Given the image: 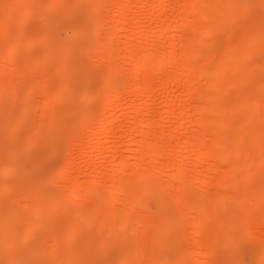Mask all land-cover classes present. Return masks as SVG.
<instances>
[{"label":"rangeland","instance_id":"obj_1","mask_svg":"<svg viewBox=\"0 0 264 264\" xmlns=\"http://www.w3.org/2000/svg\"><path fill=\"white\" fill-rule=\"evenodd\" d=\"M48 1L50 0H39V5L37 7L35 14H33L30 17L31 19L25 21L24 18L26 13H24V11L25 9H27L26 6L28 4L25 7H23L24 9L21 7L20 9H18L16 6H14L15 8H17V10H15V8L13 7L14 8L13 11H10L7 8L13 6L12 2L15 4L16 0H0V25L3 24L4 22L8 23L6 26L7 28L6 30L0 29V58H2L3 55L5 54L4 50L6 49L9 43L13 45L15 48V52L13 56H11V58L9 59L11 61L8 63L11 66L8 65L10 68L7 70L6 73H3V76L1 74V77L3 78H0L1 79L0 82L2 81L5 84H8L11 81V84H13L12 82H15L16 77H18V79L22 78L23 77L22 75L26 74V71H28L29 68L32 67L35 63L36 64L41 63L39 66V70H40L39 75L38 74L37 76L34 75L35 77L31 80L29 78H28L29 80L27 79L26 81L23 79L20 80V82H18L19 84L18 85L15 84L16 87L15 86L13 87L14 94L11 95L9 98L4 96V98H2L0 102V160L5 161L6 164H13V165L19 163L23 164L25 170V172H21V173L17 172L15 176L9 181H7L2 176L0 177V186L7 185V187H9L10 189V192L8 194L1 195L0 193V230H5L6 233L12 238V240L16 244L15 256L18 257L19 264H55V263L56 264H121V261L123 260V256L126 255L130 256L129 264H264V255H263V250H264V215H263L264 208L263 207L264 206L262 207L264 201H262V204L260 203L261 205L259 204L260 206L258 205L259 208L253 204L254 202L253 196H256L255 194L259 193L258 190H260L261 192L258 195L260 199H262L261 196L263 197L264 195V175L255 177V180L253 182V185L254 186L256 185L255 188L252 186L251 192L248 190L251 197L253 198H251L252 200L251 199L248 200V202L246 203L247 209L252 213V215H254L256 221L252 222L253 221L252 220L251 221L252 223H250L251 225L249 223L243 222L241 218L238 219V221L236 222L232 221V219L230 218H232L233 215L240 213L241 210L235 207L234 205L227 206L226 209L222 210L221 216L219 217V220L216 222L215 225H209L205 227L203 226L204 228L201 229L204 231L203 233L201 231V233L203 234L202 236L205 235L206 237H204L205 241L202 242V244L204 243V245H202L201 243H200L201 245L199 244L198 251L199 250L201 251L196 253L197 255L196 254L193 255L191 253L192 250L195 249L193 245L196 244L197 240L193 238L194 236L191 231L192 227L189 222H185L181 228L175 227L174 230L170 233V237L168 239L161 238L159 236L149 235L147 234L148 231L145 228L137 225L136 219L139 218L146 219L151 217L152 215L151 218L158 219V215L154 214L155 203L152 202V200H150L149 197L144 198L143 200L144 202L143 203L141 202L140 206L133 205L131 207L129 201H126L125 196L121 194L122 196L120 197L119 202L115 203L114 210H116V212L120 214V216L126 218L130 213H132L134 219V221L132 220L133 222L127 226L125 235L124 237H122L120 242L116 240L115 236L112 233L105 236L104 229L98 226L97 228L96 225L91 226V225H84L82 223L79 224L77 223L76 226L71 228V224H73L76 220H78L76 219L77 216H82L85 213L89 214V212L93 210L94 208L93 205L95 204L96 201L95 200L96 198H94L95 197L94 196L93 198L91 197V199L87 204H84L82 206H78L79 204L78 200H74L70 206H66L65 202L67 201V196L69 192L68 188L72 185L71 183L73 182L80 183L81 181H83L84 183L82 182L81 183L84 185L91 178L104 181L107 177L111 175L107 173V169L114 168L116 165L115 158L120 159L126 156H128L127 159L130 164L129 165L127 164L125 167L126 172L124 179L134 177V175L136 177L137 174L132 172L133 170L131 171V169L134 168L133 166L134 164L133 165L131 164L133 163L134 160L132 156L134 150L131 147L138 148V145L130 146V144H128L130 143L129 140L132 134L129 130H127L125 126L135 125L137 122L142 123V121L145 124L146 123L145 120L147 121V119L149 118H155V120L159 121L156 122L160 123V121H162L163 118L164 119L167 118V114L165 112L166 109L164 108L169 107L170 109L171 108L175 109V113L171 114L172 116L168 115L169 118H167V121L163 119V123H162L163 125L160 123L161 125L159 124L156 127L157 133L161 130H164L166 132L169 131L175 136L170 135V133L167 132V134L170 135V136L167 135L168 136L167 138L170 137L168 140L166 139L167 144L166 142L163 144H158V146H160L161 152L162 150L163 152L162 153L159 152L161 153L159 154L161 157L158 158L159 157L158 156L155 161L151 160V163L152 165H155L157 162V165L158 163L160 165L158 166L150 165L151 164L149 163L150 160L149 161L147 160L149 157L143 156L147 158H144V162L141 163V167L142 168H144V166H147V168L150 167V169L145 168L146 171L148 172L149 170H152L154 167H157V169H159L158 167H161L167 161H171V170H173L176 164L179 163V160H181L185 156L187 157L186 154H188L189 156V153H191V155L193 156L190 155L188 157L189 163L187 164V167L183 169L184 170L183 173L185 172L184 174L187 175L188 178L190 175H193L195 173L197 174L198 172L197 169L199 170L197 165V161H198L197 159L199 157L197 156L198 155L197 149L199 147H197L196 145L197 143H194L195 145L192 143V145L189 146L187 145V143L189 142L188 134H190V136H191V132L194 134L196 132L197 134V132H200L201 130V129L199 130V128H202L201 125L198 126L194 124L195 121H198L196 120L198 117L195 116L197 112L194 113L197 109L193 111V108L199 107L200 105L199 103L202 104L205 102H203L202 100L204 99L203 97L200 98V100L198 101L197 98L199 96L197 98L195 97L196 100L191 99L190 96L194 92L190 94L189 90L187 91V88L183 86L184 85L183 78H185V76L181 78L182 81L179 82L174 81V83L170 82L169 83L170 85H167L164 88H162L163 86L160 85L161 83H159L157 79L156 80L157 82L155 84L158 86V87L156 86L157 88H155V90L157 89V92L154 91V94L151 97L147 95L148 93H144L142 95H138V94L130 95L129 91L123 88L121 90V95L119 94L118 97L119 99L117 98V100L119 101L116 102L117 104L115 105L116 108L110 109L109 112L111 113L108 114L107 111L108 115H106V117L102 116L101 118L100 111L103 108V104H102L103 99H94V95L96 93V87L86 88L87 78L85 77L84 66L85 65L90 66L89 76L93 78L95 81L101 79L102 73L99 71L97 64L99 60L97 61L95 59L96 61V62L94 61L95 63H92L90 61V56L93 53V49L86 45L88 44V39L90 40L91 38L99 36L98 33H95L96 31L99 32L98 29H100V33H102L104 30H105L104 32L107 33V31H109L107 28H109L112 24H115V22H117L116 20H118L117 18L119 16L118 14H116L117 12L115 13L116 10L114 8L116 4L112 2L113 0H106V2L100 1V3L87 2L86 4H83L82 0H56L55 2L52 3ZM124 1L125 3L127 2L126 0ZM142 1H144L143 2L144 5ZM142 1H138L139 4L138 3L134 4L135 5L134 7H132L133 5H131L130 6L131 9L128 8L129 10V16L127 20L128 25H130L131 28L133 25H139V24L144 25V27L136 35L137 40L138 39L139 41L150 40L152 44V50L163 49L165 50L166 54L167 53L168 54L170 53V55L174 53H176L175 55L179 54V58L181 60L180 54L182 55L183 50L180 49L186 48L185 45L184 48L181 47L184 43H186V41H188L187 37H189L190 36L189 34H191L192 32L184 31L183 27L185 25L180 26L179 24H181V22L182 24H184L183 23L184 21H186L185 23H187V20H190L188 22L192 23V25H189L187 23L188 25H186L185 27H188L187 30L190 29V31L191 30L193 31L196 28L197 29L201 28V27L198 28L197 27L198 25H196L199 21L197 22L195 18L194 19L196 21H192L194 19H189V18L187 19L185 18L186 17L185 14L182 15L183 13L182 11L180 12L177 11V10H181V6L180 7L178 6V9L175 6L178 5L179 2H182V0H164V1L162 0L163 2L166 1V3H163L164 5L162 4L160 6H158L160 0H142ZM197 1L200 2L199 3L200 5H203L204 0L203 1L197 0ZM167 2L171 5H173L174 2L173 9L170 8L171 5H168ZM175 2L177 3L175 4ZM247 6H249V12L244 13V10ZM106 8L108 9V11ZM105 12L106 14H104ZM152 13L155 15L152 16ZM43 17L47 18V22L44 23L42 19ZM58 17H60L61 20L60 19L57 20ZM233 18H234L233 24L235 25V29L224 27L223 28L224 31L222 32V36L219 38V40H216L214 37H211L212 36L211 35L208 38L209 40V42H207L208 44L205 47H203L202 50L203 52H207L209 48L211 49V47H213L212 49L215 50L216 54L217 53L221 54L223 52L224 53L227 52V48L233 46L234 61L236 60L238 64H241V66L243 65L242 69H244V71L246 70L247 72L251 70L249 72H251L253 76L257 74L253 78L257 79L256 77H258V82L256 83L254 82V84L253 83L243 84L244 86L242 84L235 86L236 84L234 82L236 81L237 83L236 80L237 78H235L236 76L235 74L221 78L222 81L217 79L220 81V83L221 82L225 83V81H227L226 82L227 84H225L227 85V87L224 86L225 88H227V91L223 93L224 95L223 101L229 106H231V108H233L235 102L244 95V97L247 96L248 99H251L252 102L249 100L250 106L251 104H253V101L257 100V102L258 101L261 102V106L263 107L262 109H264L263 106L264 68L263 66H261L264 65V44L262 43V39H261L262 37L259 33V28L264 25V0H239L238 7L236 9L235 14L233 15ZM206 20L207 19H205V21L203 19H200V22L198 24H204ZM92 22L94 24L95 22H97L98 25L95 24L94 27L92 26L93 24ZM107 25H109V27L105 28V26ZM130 26H127V29L124 31L125 37H123V39L125 41L132 40L131 38L127 37V35L130 36L131 29L128 28ZM47 27L51 28L50 29L51 32H50L49 41L45 42L44 34H45V29ZM165 28L169 30V34H171L172 36L170 37L168 36L165 38L158 37L157 35L161 36L160 34L161 32H163ZM104 32L103 34L100 35L105 36L106 34L104 35ZM173 35H175V38L173 37ZM191 35H192L191 38L194 36L193 37L194 39H196L199 36L198 35L195 37V32H193V34ZM173 38L174 41L175 39L176 41L178 40L177 41L178 43L176 44L174 43L175 46L178 44V46L181 47L178 48V46H176L177 48L175 47L174 50L176 49L179 50H177V52L174 51V53H171L173 52V50L171 51L170 47L174 44L170 45V43L171 41L173 43ZM246 38H248L249 42H252L250 46H253L252 48L254 49V50L252 49L254 55L251 53L253 56L252 55L248 56L249 59L248 58L244 59L242 57L245 54V53L243 54L244 49L245 50L247 49V47L244 48V45L247 46V43L245 42L242 43V41H244V39ZM14 39L17 41H15ZM26 39L29 40L25 41ZM36 41H38L37 45L35 44ZM81 41H82V45H80ZM144 52H145L144 50H139L137 52V55L140 56ZM168 54L167 56L169 57ZM122 57L121 58L124 61L121 59L120 63L122 62L125 63L126 66L125 70L127 72L128 69L131 68V63L130 62H129L130 64L126 63L128 62L129 59L126 55ZM191 57L192 59L196 60L195 59L196 56L192 55ZM172 58L177 60L176 57H172ZM209 59H208L209 63L208 62L206 63L207 66L209 64L210 66L209 68H211V64L212 66L215 65L217 59L216 61L214 58L213 59L211 58L210 60ZM89 61L91 63H89ZM106 61L107 60L103 62L108 64L109 61L108 62ZM197 62L196 61L194 62L195 65ZM257 63L259 64L257 68L261 70L259 71V73H257L258 70H256L257 68L255 66ZM199 65L198 67H200ZM173 66L174 65L168 66L169 69L167 68L168 70L167 72L169 71L171 72L172 70L171 72L172 75L176 73L175 71H177V73L178 72L180 73L181 69L179 68H182V66L180 65H176L175 67ZM247 67H249L250 69ZM253 67H255L256 70L254 72L255 75L253 74L252 71ZM44 72H48L49 75L53 77V81L51 83L55 86V88L54 89L49 88L44 90L40 89L37 93L33 95H27V93L36 86L37 80H40L43 77L42 74ZM19 76L22 77L19 78ZM190 79L193 81V87L196 86L195 89H197V86L198 87L201 86L202 89L210 87V85L208 86V83L210 81L208 82L207 79L203 78L202 81L201 79L199 81V79L195 78L194 76L191 77ZM190 79L188 78V80ZM230 79H232L231 83L233 81L232 84H230ZM192 81L189 83H192ZM219 81L216 82L217 86L219 85L218 84ZM210 84L212 85L213 83L210 82ZM0 85H3V83ZM187 86L193 88L191 87L192 85L188 84ZM68 88L77 89V90L79 89V91L81 92V95L79 94L81 97L78 95L79 99L78 98L76 99L77 102L74 107H70V105L66 102V97L64 93ZM58 89H62L63 94L52 100L50 104V108H51L50 110L48 109L46 112H43L41 110L42 101L46 97L51 95L53 90H58ZM169 89L172 91H170ZM155 92L157 93V95L155 94ZM171 92L174 93L172 97L170 96V94H172ZM186 92L187 94H185ZM191 105L194 107L190 108ZM28 107L30 108V111L27 115L23 117L22 116L23 111L25 110V108ZM85 109H87V112ZM260 109L261 108L256 109V111L254 110V113L256 112L257 117L260 115L259 120L261 121V118L264 119V114H263L264 110H260ZM188 110L191 111L190 114L191 113L195 114L194 116L193 115L189 116L190 118L192 116L191 120H188L187 117H185L186 113L189 112ZM180 111H182L181 114H183L184 117L181 116ZM257 113L259 114L257 115ZM85 114H87V118L83 119V116ZM59 115H61L62 118ZM46 117H48L49 121L48 122L44 121L45 124H43L44 123L43 120H45ZM117 117L118 119H116ZM161 117L163 118L160 120ZM91 118H95L94 120L95 126H93L91 131L88 132L87 134L88 139H85L84 135H81V130L84 126L83 123L85 125L88 124ZM114 118L116 119L115 124L106 127L107 124ZM183 120H185V123L181 124L182 122H184ZM174 121L178 122L182 126L185 124H189V125L192 124L193 126L191 125V127L190 126L188 127L190 132L188 131L185 134L181 132H179L178 134H174L173 130L171 131V128L173 129V125L175 124ZM36 123H38L39 126H42L43 124L40 133V135L42 136H40L37 145H35L30 150H27L26 144L28 141L27 140L28 132H29L28 130L31 129L32 126H34ZM215 126L217 127L219 126V127L217 128L214 127L213 125L212 129L215 128L216 131L222 129L220 128L222 127V125L220 126L218 124L217 125L215 124ZM185 127H187V125ZM233 128L234 126L232 125L226 130L225 137L223 136L221 138V136L220 137L218 136L220 139H222L221 141L223 140L225 141L226 138L230 139L232 137V134L234 132ZM181 130L184 131L183 127L181 128ZM218 137H217V141H218ZM152 139L153 142L156 141V138L154 137L150 138V140ZM206 139L207 140L205 141H207V144L210 143L209 142L210 140H208V138ZM183 141H185V143H182ZM117 142L119 143L117 145L118 148L116 150V148L114 149V147L116 146ZM207 144L206 142L205 143L201 142L200 148L202 150H204V148L206 149L207 147H203V146H210L209 144L208 145ZM192 146L193 147L195 146V148L196 147L197 148L190 149ZM128 147L130 149H128ZM249 147L250 145L248 144H244L242 147L244 149L242 151H245L246 148L248 150V152L246 150L247 153L243 152L247 154V155L245 154L246 158L242 156L241 157L234 155L230 156L228 158V163L227 161H225V163L221 166L223 168L222 169L223 171L221 170L220 174L218 175L223 177L230 176V178L229 177L227 178L232 180L231 175H229L230 174L229 169L231 166H233V164L230 165L229 161L230 163H232L234 162L235 159H237V161L236 160L235 161L241 168L239 169L240 171H238L237 174H239L240 172L242 173L243 170H247L251 168L253 169V166L254 165L256 166L257 163H259V167L257 165L258 170L264 173V159H263L264 156L262 153H261L262 157L259 156V152H263L264 150L262 151V149L264 148L260 149L258 147L259 148L258 150H254L250 152ZM200 148L198 150H201ZM171 149L174 151L177 150L176 152H174V154L172 153L173 154L172 156L168 153V151L172 152ZM191 150L193 151L194 154H192ZM149 151L151 150L145 149L144 152L145 154L149 155L148 154L150 153ZM227 152L230 151L228 150ZM176 153H179V155ZM9 154H11L12 156L11 159H8L7 157ZM165 155L166 157L168 156L167 158L169 159H166V157H164ZM130 156H132V158ZM157 159L161 161L158 162ZM146 160L147 162H145ZM128 161L126 162L128 163ZM153 162L155 164H153ZM243 162L247 164L246 169H244L245 165ZM190 163L191 165L188 166ZM249 164L252 166H250ZM106 166L107 168H105ZM212 168L213 166L211 163L209 162L208 164L206 163L205 167L203 168L205 172L203 171V175L201 174V177L204 176L205 177L201 178L200 179L201 181L199 180V182L197 181L193 182L191 181V178L189 180L191 183L192 182L195 183L197 185V188L200 187L198 188L200 192L203 190L202 193H204L206 197L210 196V198L211 197L214 198V196L216 197V195H218V193L215 194V192H217L216 191L217 189L212 183H207L208 184L207 187L204 184L202 185V183L207 181V179H209L208 177L211 176ZM192 169L194 170L196 169L197 172L193 171ZM243 172H245V174L252 173V171L251 173H249L250 170L249 172L246 171ZM168 176L159 171V173L157 172L156 179L153 180L150 178H146L144 182L146 183V185L147 183L155 184L157 182L162 184V182L166 180ZM246 176L245 177L248 178V175ZM224 179L228 180L226 178ZM107 182L108 181H105V183ZM117 183L120 184V182ZM201 185L204 188H202ZM240 186H242V183ZM240 186L231 189V192L233 193L230 192V194H233V196L232 195L230 196L234 198L235 197L234 193L237 194L241 190L243 191V193L247 191L246 188L244 187L241 188ZM22 190H28V191L31 190L32 194L29 197H27V199H25V197L19 198L17 193L21 192ZM170 191L174 193L173 189ZM43 193L45 194L43 197L44 200L43 205L47 212H43L41 216V220H40L41 222L38 229L39 232L33 235L28 242L24 243L22 242V238L24 237L25 233H27L31 221L30 207H26L24 205L25 204L29 205L28 200H30L31 202L33 201V199L34 200L39 199L40 195ZM58 193H60L61 195L60 199L62 201H60V203L62 202V204L59 203L56 209L51 210L50 209L51 205H49V203L51 202L52 195ZM262 200H264V198ZM107 203H108V198L103 203L104 208L107 205ZM133 207H135V209ZM131 208L133 209L132 212L130 210ZM49 210L50 212H48ZM183 211H185V209ZM185 212H189L187 213L189 216L194 214L192 210L190 211L187 210ZM229 212H232V215H230L231 213ZM227 213L229 215H227ZM55 214L57 216H60L59 218L61 217L64 218L62 225L59 221H54V219L58 218ZM20 215L22 216L21 217L22 219L20 218ZM11 217H14L16 221H20V222H17L16 224V222L13 220L14 218L11 219ZM252 219L254 218L252 217ZM229 221L230 222L232 221V223L230 224ZM216 225H220L218 226L217 230L215 229ZM95 229L97 230L96 232H94ZM70 233L74 234L75 236L73 240L68 239V234ZM213 233L214 235L220 236V237H216L217 238L216 240L220 244L217 241H216L217 243H215V241H211L210 243L208 235L210 234V237H212ZM185 234L188 236V238L184 236ZM138 235L140 238L138 237ZM222 236L223 237L226 236V238L225 237L223 238ZM227 236H229V238H227ZM57 237H59L60 239L58 245L60 246V248H63L65 251L61 252L63 254L61 253L59 254L57 258L58 261L56 262L54 260L55 262L53 263V261H50L51 258H48V256L46 257V254H47V250L51 249L52 244L54 243L55 239H57ZM143 238H146L145 240L146 248H144L145 252L143 248H141L144 252L141 253L139 252V248L142 245L141 243H143L142 241H144ZM207 238L208 240H206ZM225 239L226 240L228 239V241H226ZM192 240H194L195 242ZM223 243L224 245H227L224 248L222 247ZM161 244H163L164 247L159 249V245ZM208 251L209 254L210 252L212 253V258H210L211 260H213L212 262H209L204 258L205 255L208 253ZM9 256L10 254L7 252L0 253V264H5V260ZM143 256L145 257L143 258ZM179 256L181 257V263H179L178 261ZM163 261H165V263Z\"/></svg>","mask_w":264,"mask_h":264},{"label":"bare ground","instance_id":"obj_2","mask_svg":"<svg viewBox=\"0 0 264 264\" xmlns=\"http://www.w3.org/2000/svg\"><path fill=\"white\" fill-rule=\"evenodd\" d=\"M55 1L56 0H50L48 2L52 3ZM82 1H83V4H86L87 2H93V3H96V2L100 3V1L106 2V0H82ZM126 1H127L126 3L124 0H117V1L113 0L112 1L113 3L116 4V6L113 5V6H115V8L114 7L113 8L116 10L115 13L117 12L116 14H118V16H119L117 18L118 20L115 19L117 22H115V24H112L113 26L112 25L110 27H109V25L105 26V28L106 27L110 28V29L107 28L109 30V31H107V33L104 32L105 30L103 31L104 35L106 34L105 36L100 35V34H103V32L100 33V29H98L99 32L96 31L95 33H98L99 36L91 38L90 40L88 39V44L86 45V46L93 49V53L90 56V61L92 63H95L96 62L95 59L97 61L99 60V62H97V64H98L99 71L102 73L101 79L98 81H95L93 78H91L89 76L90 66H87V65L84 66V73H85V77L87 78L86 79L87 80L86 88L96 87V93L94 95V99H103V103H102L103 108L100 111L101 118H102V116L106 117V115L111 113V112H109L110 109L116 108L115 107V105H117L116 102L119 101V100H117V98L119 97V94L121 95V90L123 88L128 90L130 95L131 94L132 95L133 94L142 95L144 93H148L147 95L151 97V96H153L154 91L157 92V89L155 90V88L158 87L157 85H155L157 81H159V83H161L160 85L163 86L162 88H164L165 86L170 85L169 84L170 82L174 83V81H176V82L182 81L181 78L183 76H185V78H183V84H184L183 86L185 88H187V91L189 90L190 94L192 92H194L191 94V96L190 95H188V96H190L191 99H195V100L199 96L197 98L198 101L200 100V98L203 97L204 99H202V100H203V102H205V103H202L203 105L198 102L200 105H199V107H196V108H193L194 106L191 105L190 108H193V111H195V109H197L194 112V113L197 112L196 115L193 113L190 114L191 111H189V110H188L189 112L187 111L188 113H186V115H185V117H187L188 120H191V118H192V116H191V118L189 117L190 115H193V116L195 115L196 117H198L196 119L198 121L194 120L195 121L194 124H196L198 126L201 125V127L203 128V129L199 128V130L200 129L202 130V131L200 130L201 134H200V132H197V134H196V132H195V134L191 132V136H190V134H188L189 136L188 135L187 136L189 137L188 138L189 142L188 143L186 142V143L188 146L192 145V143L193 144L197 143L196 144L197 147L200 148L201 142L202 143L206 142V144H207V141H205V140H207L206 138H208V140H210L209 142L211 144L208 143L210 146H203V147H207L206 149L204 148V150H202L201 148H200L201 150H198L199 148L197 149V153H198L197 156H199L197 159L198 160L197 165H198L199 170L197 169V171H198L197 172L196 169L195 170L192 169L193 171H196L197 174L195 173L193 175H190L189 178L187 177V175L184 174L185 172L183 173V171H184L183 169L187 167V164L189 163L188 157L191 155V153H189V156H188V154H186L187 157L184 155L185 157L182 158L181 160H179V163L176 164V166L173 168V170H171V161H167L161 167H158L160 170L157 169V167H154L153 169L151 168L152 170H149L150 172L149 171L147 172L146 169H150V167L149 168H147V166H144V168L141 167V163L144 162V158H147V157H143V156L149 157L147 159L148 161L150 160L149 163H151V160L155 161L158 156H159L158 158H160L161 156L159 154H161L163 152V150L161 152L160 146H158V144H163L170 138V137L167 138L168 137L167 135H169V134H167V132L170 133L169 131L166 132L164 130H161L157 133V130H156V127L160 123L161 124L163 123L164 115H163V117L160 118V120L163 118L162 121H160V123H157L159 121L155 120V118H149V119H147V121L145 120V122H146L145 124L142 121V123L137 122L135 125L125 126L127 128V130H129L132 134V136L130 137V140H129L130 143H128V144H130V146L138 145V148L131 147L134 150V153H133L134 155L132 154L134 160H133V163H131L132 165L134 164L133 165L134 168L131 169V171L133 170L132 172L137 174L136 177L134 175V177L124 179L125 172H126L125 167L127 164L128 165L130 164L128 159H127L128 156H126V157H123L120 159L115 158L116 165L114 168H111V169L108 168L107 169V173H109L111 175L109 177H107L105 180L103 179L104 181H102V180L100 181L98 179H95V178L92 179L91 178L89 181L87 180L88 182H86L84 185L82 184V183H84L83 181H81L82 183L81 182L80 183L79 182L71 183L72 185L68 188L69 192H68V196H67V201L65 202L66 206H70L74 200H78L79 201L78 206H82L84 204H87L89 202V200L91 199V197L93 198L95 196L94 198H96L95 204L93 205V207H94L93 210L91 212H89V214L85 213L82 216H77L76 219H78V220H76L73 224H71V228L76 226L77 223L78 224L82 223L84 225H91V226L96 225V227L98 226V227L104 229L105 236L112 233L115 236L116 240L118 242H120L122 237H124V235H125V232L127 230V226L130 223H132L134 221V219H133L132 213H130L126 218H123L122 216H120V214H118L116 212V210H114L115 203L119 202L120 197L122 195H124L126 198V201H129V204L131 205V207L133 205L134 206H137V205L140 206L141 202L142 203L144 202L143 201L144 198L149 197L150 200H152V202L155 203L154 214L158 215V219L151 218L152 215H151V217L146 218V219H141V218L136 219L135 218L137 221V225L145 228L148 231L147 234H149V235L159 236L161 238H165V239L167 238L168 239L170 237V233L174 230L175 227L181 228L185 222H189L191 224V227H192L191 231H192V234L194 236L193 238L197 240L196 244L193 245V247H195V249L192 250V252H191L194 255V254L198 253L199 251H201V250L198 251L199 244L200 243L202 244V242L205 241L204 237H206V236L205 235L202 236L203 235L202 233L204 231L201 229H203L205 226L215 225L216 222L219 220V217L221 216L223 209H226V207L229 205H234L235 207L239 208L241 210V212L236 214L237 217H236V215H233L232 218H230V219H232V221L236 222V221H238V219L241 218V220L243 222L250 224L256 220H255L254 215H252V213L247 209L246 203L248 202V200H250L251 198L254 197L253 198V200H254L253 204L259 208V206L262 204V201H264V200H262L264 198V195H263V197L261 196L262 199H260L258 196L261 193L260 190H258L259 193L255 194L256 196H253V197H251V195L249 193V191L251 192V190H252V186L254 188L256 186V185L255 186L253 185L255 177L260 176V175H262V176L264 175V173L261 172L260 170H258V168H257V165L259 167V163H257L256 166L254 165L255 167L253 166V169L251 168L252 170L251 169L243 170L246 172H249V170H250L249 173H251V171H252L251 174H245V172H243L242 170H241L242 173L240 172L239 174H237L238 171H240L239 169H241V168L236 163L237 159H235L236 161L234 160V162H232V163H230V161H229L230 165L233 164V166H231L229 169V171H230L229 175H231L232 180L227 178V177L230 178V176L223 177V176L218 175V174H220L221 170L223 169L221 166L225 163V161H227V163H228V158L230 156L234 155V156L245 157V154L248 152V150L246 148L245 151H242V150H244L242 148L244 144L250 145V147H249L250 152H252L254 150H258L259 148L260 149L264 148L263 147L264 146V122H263L264 119L261 118V121H260L259 120L260 115L257 117L256 112L254 113V110L256 111V109H258V108H261L260 110H264V109H262L263 107L261 106V102L260 101L257 102V100L253 101V104H251V106L253 107V109H252V107L249 105V100L251 101V99H248L247 96L244 97V95H243V97L239 98L235 102L234 107L231 108V106H229L228 104H226L223 101V96H224L223 93H225L227 91V88L224 87V86L227 87V85H225V84H227L226 83L227 81H225V83H222V82L220 83L219 80H221V78L235 74L236 75L235 78H237L236 79L237 83H236V81L234 82L236 84L235 86H238L239 84L240 85L241 84L242 85L243 84H251V83L254 84V82L255 83L258 82V77H256L257 79L253 78L257 75V74L255 75L254 72L256 70H258L257 73H259V71H261V70H259V68H257V66L259 65L257 63L255 65L257 69L255 70V67H253V69H252L253 74L255 76H253L251 74V72H249L251 70H249L247 72H246V70L244 71V69H242L243 65L241 66V64H238V62L236 60L234 61L233 46L227 48V52H225V53L223 52L224 54L221 53L223 55L218 54V53L216 54L215 50L212 49L213 47H211V49L209 48V50L207 52H203V50H202L203 47H205L208 44L207 43V42H209L208 38L211 35H212L211 37H214L216 40H219V38L222 36V32L224 31L223 30L224 27H229L231 29L232 28L235 29V25L233 24V19H234L233 15L236 12L239 0H204L207 3L204 2L203 0H201V1H203V5H200L199 4L200 2H198L197 0H182V2H179L178 5L175 6L177 9H178V6L179 7L181 6V10H177V11H179V12L182 11L183 12V13L181 12L182 15L185 14L186 17L185 16L184 17L187 19L188 18L189 19L195 18L197 20V22L198 21L200 22V19H203L204 21H205V19H207L204 24H198L199 22L196 24V25H198L197 26L198 28L201 27V28L197 29L195 26L196 29H194V30H196V31H194V30L190 31V29L187 30L188 27H185L188 24L192 25V23L188 22L190 20H187L188 24L185 23L186 21L183 22L184 24H182V22H181V24H179L180 26L185 25L183 27L184 31L192 32L191 34H193V32H195V37L199 35L196 39H194L193 38L194 36L191 38L192 35L189 34L190 36L188 35L189 37H187L188 41H186V43H184L182 45V47L178 46V44L176 45V46H178V48H180V47L184 48L186 46V48L180 49V50H183L182 55L180 54L181 60L179 58V54L175 55L176 53H174V51L177 52V50H179V49L174 50V48L176 47L175 44L178 43L177 42L178 40L176 41V39H175V41H174L175 35H173V37H174L173 43H172V41L170 43V45L175 43L174 45L171 46L172 48L170 47V50L171 51L173 50V52H171V53H174V54H171L172 55L171 56L170 53L169 54L167 53L169 55V57L167 56L165 50H163V49L152 50V44H151L150 40L149 41L148 40L139 41V39L137 40L136 35L144 27V25H140V24L139 25H133L132 28L130 25H128V21H127L128 16H129L128 8L131 9V7H130L131 5H133L132 7H134L135 6L134 4H137L138 1H142V0H126ZM163 1L160 0V3L158 4V6L162 5L163 3H166V1L165 2H163ZM195 1H197V2H195ZM143 2L144 1H142V3ZM142 3H140V4H142ZM176 3L177 2H175V4ZM167 4L171 5L168 2H167ZM201 4H202V2H201ZM12 5L13 6H11L10 8H7V9H9L10 11H13V9L15 8L14 6H16L18 9H20V7L23 8L27 5L26 7L28 10L25 9L26 12L24 11V13H26L24 20L26 21V20L31 19L30 17L33 14H35L37 7L39 5V0H16L15 4L12 2ZM143 5H144V3H143ZM158 6H157V8H158ZM171 6H170V8L173 9L174 2H173V5H171ZM17 8H15V10H17ZM106 9H104V10H106ZM107 11H108V9H107ZM208 11H210V12H208ZM247 12H249V6H247L244 10V13H247ZM104 14H106V12ZM154 15L155 14L152 13V16H154ZM42 19H43L44 23L47 22L46 17H43ZM58 19H60V17H58L57 20ZM195 19L192 21H196ZM104 23H105V21H104ZM201 23H202V21H201ZM7 24H8L7 22H4L3 24H1L0 29L6 30ZM95 24L98 25L97 22H95ZM95 24L93 23L92 26L95 27ZM106 24H104V25H106ZM226 24H227V26H226ZM207 25H208V27H207ZM127 26H130L128 28L131 29L130 36L127 35V37L131 38L132 40L125 41L123 39V37H125L124 31L127 29ZM50 29L51 28H49V27H47L45 29V34H44L45 42L49 41L50 32H51ZM229 32H230V30H229ZM227 33H226V35H227ZM259 33L262 37L261 38L262 43L264 44V25L259 28ZM80 35H81V33H80ZM160 35L161 36H159V35H157V36L162 37V38L172 36L171 34H169V30L166 28L163 30V32H161ZM94 36H95V34H94ZM83 38H85V37H83ZM27 40H29V39H26L25 41H27ZM15 41H17V40H15ZM244 42L247 43V46L244 45V48L247 47V49H246L247 51L244 49L243 54L244 53L245 54L242 57L244 59L245 58L249 59L248 56L252 55L253 50H254L252 48L253 46H250V44H252V42H249L248 38H246V39H244V41H242V43H244ZM80 43H81L80 45H82V41ZM35 44L37 45L38 41H36ZM232 44H233V42H232ZM159 48H161V47H159ZM81 49H82V47H81ZM139 50H144L145 52L142 55L138 56L137 52ZM4 51H5V54L2 52L4 55L2 58H0V64H1L0 78H3V77H1V74L3 76V73H6L7 70L10 68L8 66L10 64H8V63L11 61L9 59L11 58V56H13V54L15 52V48L13 45H11L9 43ZM183 54H184V56H183ZM124 55H126L129 58L128 62H126V63H129V62L131 63V68H129V69L126 68V69H128L127 72L125 70V67H126L125 63H123V62L120 63L121 59L123 58L122 56H124ZM192 55L196 56V58H195L196 60L192 59V57H191ZM62 57H61V60H62ZM172 57H176L177 60L173 59ZM207 58L208 59L214 58L215 61L217 59V62L213 66L211 64V68H209L210 67L209 64L207 66V63H206V62L209 63ZM105 60H107L106 62L109 61L108 64L103 62ZM197 60H198V62H197ZM43 61H45V60H43ZM90 61H89V63H91ZM195 61L197 62L196 63L197 66L194 63ZM40 64L41 63H37V64L35 63L32 67L29 68L28 71H26V74H24L25 76L24 75H22L23 77L19 76V78L20 77H22V78L18 79V77H16L15 82H12L14 85L11 84V81L10 82L7 81L10 84L9 83L5 84L4 82L1 81L0 84L3 83V85H0V102H1L2 98H4V96L9 98L11 95L14 94L13 93V91H14L13 87L14 86L16 87L15 84L18 85L19 84L18 82H20V80L23 79L26 81L28 78L31 80L35 77L34 75H36V76H37V74L39 75ZM175 64L182 66V68H179V69H181L180 73L179 72L177 73V71H175L176 73L172 75V73H171L172 70H171V72L170 71L167 72L168 71L167 68H168V66H171V65H174L173 67H175L176 66ZM198 65L200 67H198ZM261 66H263V68H264V65H261ZM261 66H259V67H261ZM247 68H249V67H247ZM93 73H95V72H93ZM168 75H171V76H168ZM42 76L43 77L40 80H37L36 86L31 91H29L27 93V95H33V94L37 93L40 89L44 90V89H49V88H51V89L55 88V86L51 83L53 81V77L51 75H49L48 72H44L42 74ZM193 76L195 78L199 79V81H200V79L202 81V79L204 78V79H207L208 82L210 81L213 84L211 85L209 82L208 86L210 85V87L205 88V89H202L201 86L200 87L197 86L198 90L200 88V90L198 91L197 89H195L196 86L193 87V81L190 79ZM188 78L190 80H188ZM209 79H211V80H209ZM217 79H219V80H217ZM232 79H230V84L233 83V81L231 83ZM254 80H256V81H254ZM13 81H14V79H13ZM191 81H192V83H189ZM217 81H219V83H218L219 85H221V84H224V85H221V86L218 85L217 86V84H216ZM186 84L192 85L191 87H193V88L188 87ZM168 88H169V86H168ZM191 89H192V91H191ZM170 91H172V90H170ZM156 92H155V94L157 95ZM195 92H197V93H195ZM61 94H63L62 89L53 90L52 94L49 95L48 97H46L42 101L41 110L43 112H46L48 109L50 110L51 109L50 104H51L52 100L55 99L56 97L60 96ZM64 94L66 97V102L70 105V107H74L76 105V102H77L76 99L78 98L79 94L81 95V92L79 91V89L77 90V89L68 88ZM185 94H187V92ZM172 95H174V93L170 94L171 97H172ZM261 101H263V100H261ZM198 103H197V106H198ZM263 106H264V103H263ZM164 109H166L165 112L167 114V118H169V116H172L171 114L175 113V109H172V108L170 109L169 107L164 108ZM85 110L87 112V109H85ZM29 111H30L29 107L25 108L22 116L24 117L25 115H27L29 113ZM107 111H108V114H107ZM183 111H186V110H183ZM241 112H243V113H241ZM181 113H182V111H180V114ZM258 114L259 113H257V115ZM59 116L61 117V115H59ZM181 116H183V114H181ZM86 118H87V114H85L83 116V119H86ZM167 118H165L164 120L167 121ZM116 119H118V117ZM116 119L115 118L112 119L107 124L106 127H109L110 125L115 124ZM94 120H95V118H91L89 120L88 124L85 125L83 123L84 126L81 130V135H84L85 139H88V136H87L88 132L91 131L93 126H95ZM44 121L48 122L49 121L48 117H46L45 120H43V122ZM183 121L184 122L181 121L182 122L181 124L185 123V120H183ZM174 122H175V124L173 125V129L171 128V131L173 130L174 134H178L179 132L184 133V134L188 131L190 132L188 127L189 126L191 127L192 124L191 125L185 124L182 126L178 122H176V121H174ZM37 124L38 123H36L34 126H32L31 129L28 130L29 131L28 132V139H27L28 141L26 144L27 150H30L35 145H37L40 136H42V135H40L41 128H42L43 124H45V122L42 124V126H39V124L38 125ZM212 124L214 125V127H217V126H215V124L216 125L218 124L220 126L222 125V127H220L222 129L216 131L215 128L212 129V127H213ZM123 125H125V124H123ZM186 125H187V127H185ZM208 125H209V127H208ZM232 125L234 126V128H233L234 132L232 134V137L230 139L226 138L225 141L224 140L221 141L222 139H220L219 137L220 136H221V138L223 136L225 137L226 130ZM182 127H183L184 131L181 130ZM161 129H163V128H161ZM164 129H165V127H164ZM126 132H128V131H126ZM198 133H199V135H198ZM170 135H173V134L170 133ZM173 136H175V135H173ZM152 137L156 138V141L154 139L155 142H153V139L150 140V138H152ZM217 137H218V141H217ZM61 139H63V138H61ZM174 139H175V137H174ZM219 139H220V142H219ZM117 140H115V141H117ZM193 141H196V142H193ZM203 141H205V142H203ZM169 142H170V140H169ZM118 143L119 142H117L116 146L114 147V149L116 148V150L118 148L117 147ZM182 143H185V141H183ZM166 144H167V142H166ZM175 144H176V142H175ZM183 146H185V145H183ZM129 147H128V149H130ZM172 148H173V146H172ZM174 148H177V147H174ZM193 148L196 149L195 146L194 147L192 146L190 149H193ZM145 149L151 150V151H149L150 153H148L149 155L145 154V152H144ZM226 150L227 151L229 150L230 152H227ZM246 150H247V152H246ZM263 150L264 149H262V151ZM176 151L177 150H175V151L172 150V152L168 151V153L172 156L174 154V152H176ZM159 152H161V153H159ZM243 152H246V153H243ZM263 152H259V156H261V153L264 156ZM168 153H165V154H168ZM230 153H231V155H230ZM176 154L179 155V153H176ZM192 154H194L193 151H192ZM178 155H175V156H178ZM132 156H130V157L132 158ZM191 156H193V155H191ZM7 157H8V159L12 158L11 154H9ZM164 157H166V155ZM167 157H166V159H169ZM124 158L127 160H125ZM248 159H250V158H248ZM263 159H264V157H263ZM147 160L145 162H147ZM126 161H128V163ZM159 161H161V160H158V162ZM176 161H178V160H176ZM208 162L211 163L213 166L211 176H209V177L207 176L209 178V179H207V181H205L203 179L205 182H203L202 185L204 184L207 187L208 186L207 183L214 184L215 188L217 189L216 190L217 192H215V194L218 193V195H216V197L214 196L215 199L212 197L210 198V196L206 197V195L204 193H202L203 190L201 189L202 191L200 192V190L198 189L200 187L197 188V185L195 183H193L196 181L199 182V180L201 178L205 177V176L201 177V174L203 175V171H204L203 168L205 167L206 163L208 164ZM153 164H155V163L153 162ZM150 165H152V163ZM155 165H157V162ZM155 165H152V166H155ZM158 165H160V164L158 163ZM190 165H191V163L188 166H190ZM244 165H243L245 167L244 169H246L247 164L244 163ZM252 165H253V163H252ZM252 165H250V166H252ZM105 168H107V166ZM254 168H256V169H254ZM108 170H109V172H108ZM158 170L167 176L169 175L170 178L168 176V178L166 180H164L162 182V184H160L158 182L154 184L151 182L152 184L147 183V185H146L144 180L146 178H150L153 180L156 179L157 172L159 173ZM253 171H254V173H253ZM17 172H20V173L25 172L23 164H20V163L16 164V165L6 164L5 161L0 160V177L2 176L7 181H9L15 176V174ZM244 174H245V176L248 175V178H246L247 176L245 177ZM205 175H206V173H205ZM238 175H240V176H238ZM190 178H191V181H193L192 183L194 185L189 181ZM224 178H226L228 180H225ZM105 181H108V182L105 183ZM228 181H229V183H228ZM230 181H232V182H230ZM117 182H120V184ZM241 183H242V186H240ZM156 184H158V185H156ZM202 185H201V187H202ZM239 186L241 188L242 187L246 188L247 191L243 193V191L241 190L237 194L234 193L235 197L233 198L232 197L233 194H230L231 189L239 187ZM202 188H204V187H202ZM172 189H173L174 193L170 191ZM9 192H10V189H9V187H7V185H1L0 186L1 195L2 194L3 195L8 194ZM231 193H233V192H231ZM17 194H18L19 198L25 197V199H27V197H29L32 194V191L31 190H29V191L28 190H22L21 192H19ZM44 195H45L44 193L41 194L39 199H36V200H34L32 198L33 201L30 202V200H28L29 205H27V204L24 205L26 207H30V210H31L30 226L28 227L27 233H25L24 237L22 238V242H24V243L28 242L33 235H35L37 232H39L38 229H39V225L41 222L40 221L41 216H42L43 212H47L46 209L44 208V205H43ZM213 195H211V196H213ZM230 195H232V196H230ZM60 197H61L60 193L52 195L51 202L49 203V205H51L50 206L51 210L56 209L58 204L60 203V201H62L60 199ZM107 198H108V203L104 208L103 203L105 202V200ZM258 198H259V200H258ZM60 204H62V202ZM21 206H22V204H21ZM182 206L184 207L185 211L192 210L194 212V214L189 216L187 214L189 212L183 211L184 209ZM263 206H264V204L262 205V207ZM179 207H181V208H179ZM133 208L135 209V207H133ZM130 210H131V212L133 211L132 208ZM48 212H50V210ZM229 213H231L230 215H232V212H229ZM227 215H229V214L227 213ZM21 217L22 216L20 215V218ZM57 217L58 218L54 219V221H59L62 225L64 218L63 217L59 218L60 216H57ZM188 217L191 219H189ZM252 217L254 219H252ZM13 218L14 217H11V219H13ZM201 218H202V220H201ZM13 220L16 222V224H17V222H20V221H16L15 218ZM232 221L231 222L229 221L230 224L232 223ZM218 226H220V225H216V227H215L216 230H217ZM139 229H140V227H139ZM96 231L97 230L95 229L94 232H96ZM201 231H202V233H201ZM127 232H129V231H127ZM184 236H186L188 238V236L186 234ZM208 236H209L210 243H211V241H215V243H217L218 241L216 240L217 239L216 237H220L218 235H214V233H213V236L211 234L212 237H210V234ZM74 237H75L74 234H72V233L68 234V239L73 240ZM138 237H139V235H138ZM224 237L226 238V236H224ZM227 238H229V236H227ZM141 239H142V237H141ZM59 240H60L59 237H57V239H55L54 243L52 244L51 249L47 250L46 257L48 256V258H51L50 261H53V263L55 261L57 262L58 261L57 258L59 256V254L61 252L65 251L63 248H60V246L58 245ZM143 240L144 241H142L143 243H141L142 245L139 248V252H141V253H144L145 252L144 248H146V241H145L146 238H143ZM206 240H208V238ZM192 241H194V240H192ZM226 241H228V239ZM177 243H178V241H177ZM15 245L16 244L14 243L12 238L6 233V231L0 230V253L7 252L10 254V256L5 260V264H19L18 257L15 256V248H16ZM202 245H204V243ZM227 245H228V242H227ZM227 245H224V243H223L222 247L224 248ZM163 247H164L163 244L159 245V249H161ZM141 248H143L144 252ZM61 254H63V253H61ZM203 254H205V253H203ZM263 255H264V250H263ZM144 257L145 256H143V258ZM193 257H195V256H193ZM204 258L206 260H208L209 262L213 261L210 259V258H212V253L210 252V254H209V251L205 255ZM129 259H130L129 255L123 256V260L121 261V264H129ZM140 260H141V258H140ZM178 261H179V263H181V257L180 256L178 257ZM163 262L165 263V261H163ZM195 262H196V260H195Z\"/></svg>","mask_w":264,"mask_h":264}]
</instances>
